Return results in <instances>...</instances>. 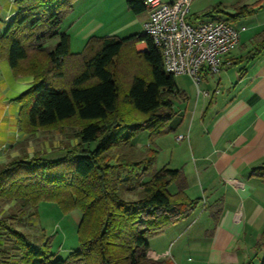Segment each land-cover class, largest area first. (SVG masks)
<instances>
[{"label":"trees","instance_id":"obj_1","mask_svg":"<svg viewBox=\"0 0 264 264\" xmlns=\"http://www.w3.org/2000/svg\"><path fill=\"white\" fill-rule=\"evenodd\" d=\"M74 1L15 0V15L0 34V57L15 75L32 77L18 96L20 129L28 133L61 124L78 129V142L57 158L36 155L3 164L0 200L31 207L28 215L36 219L41 201L55 202L63 212L79 209L78 248L56 258L47 239L34 243L12 225L11 215L0 219V264H174L150 257L146 236L186 217L199 200L185 192L181 168L155 170L157 150L131 145L141 130L151 142L172 132L174 74L163 70L159 48L144 34L90 36L80 52L71 53L69 34L59 28ZM125 4L134 14L146 10L143 0ZM262 6L264 0H257L223 12L214 5L203 14L223 12L234 22ZM53 38L57 42L47 46ZM139 40L146 41L145 51L134 48ZM255 40L251 57L264 48V30ZM172 183L175 192L169 190ZM133 187L139 195L125 198Z\"/></svg>","mask_w":264,"mask_h":264},{"label":"crops","instance_id":"obj_2","mask_svg":"<svg viewBox=\"0 0 264 264\" xmlns=\"http://www.w3.org/2000/svg\"><path fill=\"white\" fill-rule=\"evenodd\" d=\"M14 2L0 0V34L15 15ZM85 2L91 0H75L66 18L87 12ZM207 2L204 8L220 0ZM109 11L115 10L110 7ZM127 11L123 10L125 22L119 27L125 32L123 37L141 34L147 11ZM253 14L259 16L260 12ZM222 17L226 15L215 18ZM62 23L64 20L61 31ZM237 26L244 29L238 45L226 55L230 64L218 73L202 72L197 86L187 75V86L176 85L170 121L173 144L167 165L178 168L182 161L193 163L191 174L183 170L185 192L191 195V180L196 181L206 199L197 216L189 218L199 210L195 207L167 233H161L169 243L167 252L148 243V255L154 259L168 258L174 264H264V48L250 56L264 21L254 17L252 23ZM248 30L246 36L243 32ZM134 48L145 51L146 41H136ZM31 83L30 75H15L8 61L0 57V167L9 157L20 156L18 147L26 134L19 127L18 96ZM179 134L183 139H177ZM163 139L165 136H159L157 145L162 147Z\"/></svg>","mask_w":264,"mask_h":264},{"label":"rangeland","instance_id":"obj_3","mask_svg":"<svg viewBox=\"0 0 264 264\" xmlns=\"http://www.w3.org/2000/svg\"><path fill=\"white\" fill-rule=\"evenodd\" d=\"M101 0V3L98 6L99 0H91V2H85L83 4L88 7L87 12H81L77 15L76 18L67 19L69 13L63 19L65 23H62L61 29L66 30L70 38V52L76 53L80 52L86 40L90 36H115L118 38L123 37L124 31L119 28L125 22V14L123 10L125 9L126 4L125 0ZM208 0H191L189 7V12L187 14V20L193 22L198 19L205 18H215L219 14H224L223 12H231L234 7L242 4H251L256 0H220V2H214L209 6L210 8L216 5L219 9H222L223 12L214 11L210 16L203 14L204 7H206ZM211 3V2H210ZM112 7L115 11L110 12L109 9ZM93 9V10H92ZM260 12L259 16L256 14H251L246 17L234 21L236 25L239 24H250L254 20V17L264 21V6L258 7L256 11ZM261 10V11H260ZM128 13L130 11H127ZM130 14V13H129ZM78 18V19H77ZM71 22H75L73 27H69ZM78 22V23H77ZM120 29V30H119ZM127 31V30H126ZM246 33L243 32L246 36ZM253 32V30H252ZM57 42V38L47 40V46L51 47ZM255 48V47H254ZM254 50V49H253ZM71 62L72 59H68V62ZM71 73V69H68V74ZM123 75L121 70V76H123V88L128 85L127 78L128 73L126 68L123 69ZM175 83L178 87H185L190 82L189 79L180 74H175ZM128 87V86H127ZM177 98H174V102ZM77 128L69 124H61L52 128H40L36 129L33 132H24L26 135L23 137L18 147V155L16 157H9V160L15 158H32L34 156L44 157V158H57L64 154L66 146L68 144H75L78 142V137L76 135ZM172 132L162 135L165 136L163 139L162 147L157 145L156 138L154 142L150 141L149 133L146 130H141L135 134L131 140V145L135 150H143L145 148H151L152 150H157L156 157L154 161V169L157 170L164 165H167L171 157V149L173 144ZM92 147V146H91ZM161 147V148H160ZM17 153V154H18ZM8 160V161H9ZM7 161V162H8ZM175 163V162H174ZM171 164H168V166ZM178 168H181L182 171L185 170V173H190V168L193 167V163L187 164L185 161L180 162ZM184 174V173H183ZM149 179V176H143L142 180ZM196 182V181H195ZM191 180L189 198L193 200H199L200 204L196 208L203 205L206 199L205 194L196 186V183ZM187 183V180H186ZM176 184L172 183L169 186L171 192L176 191ZM139 188L133 187L130 190H125L124 197L127 199H135L140 191ZM22 208V209H21ZM20 210H23L24 213H19ZM32 208L29 206H22L21 202H3L0 200V219L8 218L9 216H14L10 218L12 225L21 232L25 233L34 243H42V239H47L49 242L50 252L54 254L56 258L64 259L68 254L78 248V226L81 219V211L79 209H72L67 212H63L55 202L51 201H41L37 205V219L29 216ZM199 210L190 214V219L194 218L199 214ZM182 219V218H181ZM180 219V220H181ZM176 222V221H175ZM174 222L166 226L164 229L147 235L146 241L149 244L158 245L162 252H167L169 243L166 237L162 238L161 233H167L168 228L174 226ZM177 226H180L177 224ZM164 259V258H163Z\"/></svg>","mask_w":264,"mask_h":264},{"label":"built area","instance_id":"obj_4","mask_svg":"<svg viewBox=\"0 0 264 264\" xmlns=\"http://www.w3.org/2000/svg\"><path fill=\"white\" fill-rule=\"evenodd\" d=\"M143 3L148 19L141 34L159 48L164 71L187 75L197 86L202 72L218 73L231 63L226 55L238 45L243 26L225 17L188 21L191 0H143ZM176 137L181 140L184 136Z\"/></svg>","mask_w":264,"mask_h":264}]
</instances>
